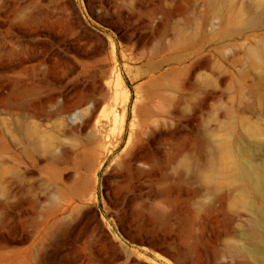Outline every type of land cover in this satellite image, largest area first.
<instances>
[{"label": "rangeland", "instance_id": "obj_1", "mask_svg": "<svg viewBox=\"0 0 264 264\" xmlns=\"http://www.w3.org/2000/svg\"><path fill=\"white\" fill-rule=\"evenodd\" d=\"M247 162L264 0H0V264H264Z\"/></svg>", "mask_w": 264, "mask_h": 264}, {"label": "bare ground", "instance_id": "obj_2", "mask_svg": "<svg viewBox=\"0 0 264 264\" xmlns=\"http://www.w3.org/2000/svg\"><path fill=\"white\" fill-rule=\"evenodd\" d=\"M116 80L118 83H121V80L119 77L116 76ZM110 97V94L107 93L104 96V99H107ZM127 100H124L122 103L126 104ZM114 105L107 104L106 101L103 104V107L97 112L95 109H92L89 114L86 116V119L83 120V122L90 121L93 119V126L97 128V130L100 131L102 137L104 138L107 133V127H108V116L109 113L108 110H112L113 113H116V111L113 109ZM111 113V111H110ZM83 113L76 112L72 116V121H78L81 120ZM131 132L128 137V142L132 141L137 134V120H133L132 126H131ZM130 129V127H129ZM120 139H122V135L119 138L118 144L120 143ZM246 168L243 169L244 173L251 177L253 176V179L256 184H261V182L264 181V167H258L254 165L252 162H247Z\"/></svg>", "mask_w": 264, "mask_h": 264}]
</instances>
